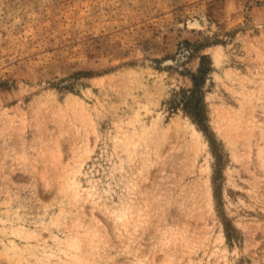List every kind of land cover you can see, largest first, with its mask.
<instances>
[{
  "label": "rangeland",
  "instance_id": "obj_1",
  "mask_svg": "<svg viewBox=\"0 0 264 264\" xmlns=\"http://www.w3.org/2000/svg\"><path fill=\"white\" fill-rule=\"evenodd\" d=\"M0 264H264V0H0Z\"/></svg>",
  "mask_w": 264,
  "mask_h": 264
},
{
  "label": "bare ground",
  "instance_id": "obj_2",
  "mask_svg": "<svg viewBox=\"0 0 264 264\" xmlns=\"http://www.w3.org/2000/svg\"><path fill=\"white\" fill-rule=\"evenodd\" d=\"M195 131H197V130H195ZM197 132H198V131H197ZM198 133H199V132H198ZM198 133H197V134H198Z\"/></svg>",
  "mask_w": 264,
  "mask_h": 264
}]
</instances>
